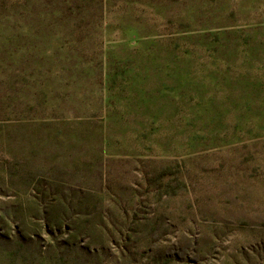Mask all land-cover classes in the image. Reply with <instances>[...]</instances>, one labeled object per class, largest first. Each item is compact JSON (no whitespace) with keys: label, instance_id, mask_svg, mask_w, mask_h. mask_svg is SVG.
Instances as JSON below:
<instances>
[{"label":"rangeland","instance_id":"rangeland-1","mask_svg":"<svg viewBox=\"0 0 264 264\" xmlns=\"http://www.w3.org/2000/svg\"><path fill=\"white\" fill-rule=\"evenodd\" d=\"M0 264H264V0H0Z\"/></svg>","mask_w":264,"mask_h":264}]
</instances>
